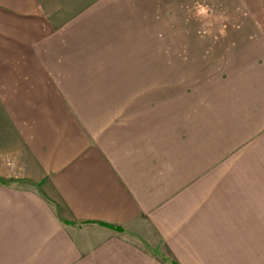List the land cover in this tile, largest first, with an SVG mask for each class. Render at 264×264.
<instances>
[{
    "label": "rangeland",
    "instance_id": "rangeland-1",
    "mask_svg": "<svg viewBox=\"0 0 264 264\" xmlns=\"http://www.w3.org/2000/svg\"><path fill=\"white\" fill-rule=\"evenodd\" d=\"M80 17L88 25L74 36L93 53L96 70L104 61L121 63L126 77L136 78L128 68L134 65L146 81V69H155V97L198 126V147L188 129L183 162L202 163L204 176L189 171L191 183L173 180L156 190L150 216L140 221V234H128L132 245L122 252L112 255L101 234L83 228L71 232L72 248L56 242L36 252L11 227L7 244L25 248L12 244L0 264H213L217 256L221 264H264V0H0V210L7 195H43L20 169L28 149L13 120L27 106H9L7 99L23 82L19 68L34 63L21 41L79 28L68 25ZM41 108L37 115L28 107L33 116L23 120L64 110ZM170 209L181 218L169 221Z\"/></svg>",
    "mask_w": 264,
    "mask_h": 264
},
{
    "label": "crops",
    "instance_id": "crops-1",
    "mask_svg": "<svg viewBox=\"0 0 264 264\" xmlns=\"http://www.w3.org/2000/svg\"><path fill=\"white\" fill-rule=\"evenodd\" d=\"M79 19L68 21V26L79 28L55 29L42 39L21 41L35 56L33 65H38L26 66L28 70L22 67L23 71L19 68L23 82L11 95L5 92V100L9 94V106H27V112L13 120L26 122L19 127L15 124L21 146L26 144L28 149L20 169L24 171L22 179L37 185L43 195L5 198L6 205L0 210V254L4 258L12 244L25 248L11 241L7 244L11 227L17 240L24 237L36 252L56 242L72 248L71 232L79 228L101 234L100 243L108 245L112 255L122 252L132 245L126 241L128 234H140V221L150 216L148 204L156 200V190L165 191L173 180L186 183L204 176L202 163L189 166L183 162L188 129L197 148L198 126L188 125V114L181 109L172 111L174 114L169 111V100L155 97V69H146L150 76L146 81H139V67L134 72V65L128 68L136 78L126 77L121 63L104 61L102 69L96 70L93 53L87 55V48L74 36L88 25ZM104 72L112 76H99ZM45 105H61L64 110L43 120L36 116L23 120L32 115L28 107H34L38 115ZM189 171L198 174L189 178ZM165 214L174 222L171 209ZM12 253L17 254L15 250ZM178 262L205 264L187 259ZM213 264H221L219 256Z\"/></svg>",
    "mask_w": 264,
    "mask_h": 264
}]
</instances>
